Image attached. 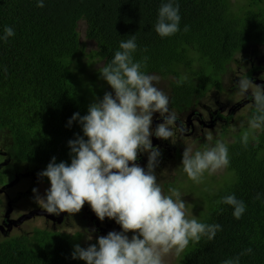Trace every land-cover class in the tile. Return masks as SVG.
I'll return each instance as SVG.
<instances>
[{
	"label": "trees",
	"instance_id": "16d2710c",
	"mask_svg": "<svg viewBox=\"0 0 264 264\" xmlns=\"http://www.w3.org/2000/svg\"><path fill=\"white\" fill-rule=\"evenodd\" d=\"M169 2L179 6L180 30L162 38L155 24L160 6ZM43 3L41 8L37 0H0V129L10 131L14 161L43 170L53 156L56 162L70 163L67 142L83 135L77 121L68 125L73 113L83 116L88 109L76 70L86 63L92 67L96 61L102 62L101 67L107 65L120 50L121 41L135 37L134 60L147 57L142 71L170 77L171 102L178 110L181 105L198 104L209 90L220 91L230 63L246 62L244 53L254 49L250 47L264 45V0ZM80 22L86 26L84 39L95 45L88 52L79 39ZM6 26L15 33L7 41L3 39ZM260 71L264 72V66L252 65L238 78L253 80ZM246 99L252 101L249 95ZM252 105L248 120L255 113L253 101ZM211 113L223 118L224 125L232 117H223L218 110ZM240 133L231 142L222 140L228 147L227 169L235 178L208 200L200 220L219 224L221 230L210 241L207 237L198 243L190 241L176 264H223L237 256L239 264H264V129L257 130L256 139L250 137L246 147ZM211 175L213 181L218 179ZM227 195L244 202L240 219L234 218L231 205L220 202ZM60 231L33 229L26 238L8 235L0 240V264H86L71 255L74 245L84 247L80 235ZM248 248L251 253L240 255Z\"/></svg>",
	"mask_w": 264,
	"mask_h": 264
},
{
	"label": "clouds",
	"instance_id": "9594fccd",
	"mask_svg": "<svg viewBox=\"0 0 264 264\" xmlns=\"http://www.w3.org/2000/svg\"><path fill=\"white\" fill-rule=\"evenodd\" d=\"M37 7H44L43 0H37ZM180 19L178 5L162 4L156 33L162 38L174 35L180 30ZM187 30L185 25L184 31ZM14 34L13 28L6 26L3 39L7 41ZM119 49L111 62L98 70L113 91L105 92L102 98L89 104L87 114L73 113L68 120L69 126L77 121L83 133L67 142L70 163L56 162L53 156L37 174L48 179L49 188L43 196L36 188L32 191L49 214L78 213L87 202L99 220L107 217L120 225L121 231L98 236L96 243L86 248L74 245L73 259L86 264H165L166 256H179L190 241L198 243L202 237L212 240L221 226L198 221L187 209L178 189L169 188L165 194L157 182L155 169L161 153L151 137L174 143L172 138L184 129L176 123L178 113L170 109L168 95L156 86L159 77L142 71L147 57L134 60L135 37L121 41ZM182 82L183 78L177 80L178 85ZM258 82L238 78L232 87L238 89L242 99L251 104L253 101L255 107L241 136L245 147L250 137L256 139L257 130L264 129V86ZM249 90L252 101L246 99ZM154 113L162 118L155 129L152 128ZM206 140L203 149L194 151L192 146H185L182 153L183 171L194 183H201L205 172L211 175L229 165L226 143L217 140L213 145L211 134ZM141 153H147L145 167L136 163ZM220 202L233 207L236 219L246 209L244 202L234 195H227ZM86 239H93L91 232ZM251 251L248 248L240 255ZM223 264H239V256Z\"/></svg>",
	"mask_w": 264,
	"mask_h": 264
},
{
	"label": "rangeland",
	"instance_id": "374dc122",
	"mask_svg": "<svg viewBox=\"0 0 264 264\" xmlns=\"http://www.w3.org/2000/svg\"><path fill=\"white\" fill-rule=\"evenodd\" d=\"M237 1V0H236ZM84 22L79 23V39L80 42H85V52H88L90 49H92L95 45L93 42H90L88 40L84 39V29H85ZM254 48V49H253ZM81 49V48H80ZM246 54V62H240L236 63L234 60L230 63L231 68L230 71L225 74L222 77V89L220 91H217L214 89V92L211 90L207 91L206 97H202L200 104H201V117L202 120L206 122V125L200 127V122L195 120V118H191V125L193 126V129L191 127H184V133L178 132L176 136H174L172 139L174 143L169 140L160 141L158 148L160 150V153L164 158L160 160V163L158 164L157 168L155 169L156 175H157V182L162 186L165 194L168 193L169 188H176L182 193V200L186 202V207L189 210L192 215H194L198 221L201 220L203 212L208 208V200L211 198H216L217 193L220 190L225 189L227 186H229L234 178L235 175H233L228 169L223 168L221 170H218L219 173H214L213 176H216V181L212 180V175H209L207 172H205L204 177L202 179L201 183H194L192 180H190L187 176H182V164L181 160L177 159L174 156V149L178 148L181 152L180 147L182 148V152L185 148V146H192L194 151L195 147L199 146V140L205 139L204 141L207 142L206 137L207 135L211 134L213 136V141L216 142L217 140H224L226 142L233 141L235 133H237L239 130L242 132L240 134H243L245 130H247V121H248V115L249 110L251 109V106H253L251 103L245 101L241 98L240 93L238 89L232 88L233 84L236 82V79L238 77L242 76V74L246 71V69L249 66L252 65H261L264 66V45L262 46H253L250 47ZM249 55V56H248ZM239 57V55H238ZM102 62L96 61L94 65L85 64V66L82 68V70H76L78 80L80 82V86L83 89V93L87 100V105L91 104L97 99H100L103 97L105 92H112L113 90L111 87L107 84V82L100 76L99 74V67H101ZM98 70H93V69ZM184 75V72L182 73ZM187 74H185L186 76ZM159 77V83H157V87L162 89L168 97L170 96V89H171V79L170 77ZM253 80L259 81L258 84L264 86V72L260 71L255 73ZM238 82V81H237ZM254 84H257L256 82H253ZM114 94V93H113ZM248 95H250V90ZM238 104V106H236ZM199 108V106L197 107ZM213 110L216 112L219 111L222 116L226 117L227 115H232L231 119L228 121L226 125L225 122L222 119H216L214 122L215 124L210 126L212 123L210 122V117L208 115V110ZM207 110V111H206ZM189 111L186 110L184 112L178 113L180 119L182 120V125H185L186 119L188 118ZM158 115L154 116L156 118ZM157 119V118H156ZM188 120V119H187ZM208 122L210 125H208ZM158 124V123H157ZM224 129H227V131L224 133ZM174 131H177L176 127H174ZM12 137V136H11ZM10 131L7 128L0 129V152L3 153L6 157L8 154V148L10 146ZM208 143V142H207ZM225 143V142H224ZM156 146V145H155ZM182 156V155H181ZM140 160L142 161L141 167H145L147 164V153H141L139 154ZM20 162V161H19ZM144 164V165H143ZM181 169V172H179V175H177L178 170ZM0 170H4L9 172V175L7 177L8 184L12 183L13 175L15 173H19L20 171H26L27 173H30L31 176L19 178V184H14L11 189L7 188V193L9 196H11L12 199H14L16 196L15 192L19 188L21 193L19 194V198H23L20 201H15L14 204L16 206H19V202L25 207V206H33L34 203L41 205V202L39 200L36 201L35 196L29 197L28 194L25 192L27 187L29 185L33 186V188H38V182H39V188H40V196H43L45 194V191L50 186V182L46 177L40 178L38 177V173L42 171V169L36 165L32 164H17L14 162L13 159H10V161H6L0 165ZM0 171V177H2L5 172ZM218 174H221L218 176ZM175 183H169L174 182ZM168 183L164 186V184ZM22 185V186H21ZM167 190H166V188ZM32 188V190H33ZM31 190V193L33 191ZM5 191V189H4ZM209 198H207V196ZM4 203L3 199L0 196V206H2ZM89 210H91V207L88 203H86ZM30 209H28L25 213L29 212ZM45 210L42 209L39 215L32 216L33 221H26L23 222L19 227L16 229H13L11 233H8V235H21L22 237L26 238L29 237L33 233V229H43L47 228L50 229L52 226L51 222L48 220H45L40 214H44ZM46 212V211H45ZM81 213V210H80ZM77 215L72 214V218L64 224H55L54 229H61L60 232L64 231L67 234H73L75 231H84L85 228H81L77 226L78 222ZM0 221H1V211H0ZM93 235V233H91ZM127 235L130 237L132 235L131 232L127 233ZM5 237V236H4ZM3 237H0V239ZM94 239L83 241L81 240V243L84 245V247H87L91 242H93ZM187 249V248H186ZM182 254V253H181ZM180 254V255H181ZM179 256H176L175 254H170L164 258L165 264H176L179 261Z\"/></svg>",
	"mask_w": 264,
	"mask_h": 264
},
{
	"label": "flooded vegetation",
	"instance_id": "af4514ba",
	"mask_svg": "<svg viewBox=\"0 0 264 264\" xmlns=\"http://www.w3.org/2000/svg\"><path fill=\"white\" fill-rule=\"evenodd\" d=\"M150 74H154V73H150ZM155 75H157V74H155ZM170 96H171V89H170ZM170 96H169V107H170L171 110H173V111H175L177 113H181V112H184L186 110L189 111V113H188L189 115H188V118H187L188 120L186 119V122H185L184 126L182 125V120L180 119V117L178 115V120L176 122L178 126H181L183 129H184V127H186V128L191 127V129H193V126L191 125V118H195V120L199 121L200 122L199 123L200 127L206 125V122L202 120V117H201V114H200V112H201V104H200L201 99H200L198 104H195V105L194 104L181 105L182 109L178 110L175 106L172 105ZM198 106H199V108H197ZM207 110H208V115L210 117H212V119H210V122L212 124L210 125L209 122H208V125L212 126V125L215 124L214 121L216 120V117H213V113H211V111L213 112V110H209L208 108H207ZM158 114L159 113H154L153 117L158 115ZM156 118L152 119V128L153 129H155L157 123L162 122V118L160 116H157ZM181 133L183 134L184 131L181 132ZM204 140H205L204 138L199 140V142H200L199 146L195 147V150H201V149H203L205 147L207 142H205ZM151 141H152L153 145L158 146L159 138H157V137H155L153 135L151 137ZM160 141H163V139H160ZM212 144L214 145L215 143L212 142ZM12 145H13V140L11 139L10 146H12ZM10 146H9V148H10ZM9 148H8L7 157L3 153L0 152V165L3 164L6 161V159H7V161H10V159H12L11 151H10ZM180 149H181V152H182V148L181 147H180ZM174 150H175L174 151V156L177 159L181 160L182 153L179 151L178 148H175ZM163 158H164V156L160 155L159 163H160V160H162ZM142 161L143 160H140V157H138V160L136 161V163H138L141 166ZM14 162L17 163V164H25L26 163V162H16V161H14ZM26 164H30V163H26ZM181 169L183 171V168H181ZM181 169L178 170V171L181 172ZM0 171H4V170H0ZM4 172H5V174L2 177H0V196L3 199V201H4L3 205L0 206V211H1L0 237H3L1 239L6 238L7 237L6 235L8 233H11L13 229H16L17 227H19L21 224H23V222L33 221L32 219L34 217L33 218H31V217L35 216V215H39L38 213H40L42 211V209H43L41 205H38L36 203H34L33 206H30V207L29 206H25L24 207L20 202L26 196L21 198V199L19 198V194L21 193L19 188L15 192L16 196H14L15 197L14 199H12L11 196H9V194L7 193V190H6L7 188H9V190H10L11 189L10 187H12L14 184H19V178L31 176L30 173H27L26 171H20L19 173H15L13 175L12 183L8 184L6 182H7V177L9 175V172H7V173H6V171H4ZM184 175H186V174H184ZM172 182H169V183H172ZM167 184L168 183L164 184V186L167 185ZM33 187H34V184H33V186L29 185L27 187V189L25 190V192L28 194L27 196H29V197H34L35 196V194L31 193V190H32ZM4 189H5V191H4ZM37 189H38V193H40L39 182H38V188ZM15 201H20L19 202V206H16L14 204ZM86 203L87 202H85V204L83 205V207L81 209V213H80V211L78 213H74V215H77V217H78L77 226H79L81 228H85L84 231H78L77 230V231L74 232V233H78L80 235V238H79L80 242H81L82 239H83V241H85V240L88 241L86 239V236H87V234L89 232L93 233L92 237H93L94 243H95L96 237H98V236L106 235L109 231H121L120 225H118L115 222V220L109 219L107 217L103 221L99 220L97 218V216L95 215V213L92 210H89V208L87 207ZM28 209H30V211L25 213ZM36 211H38V212H36ZM30 214H32V216L27 218L26 216L30 215ZM40 215H44L42 217L45 220H48V221L51 222L52 226L50 227V229H54V225L55 224H64L66 222H69L68 219L70 220L72 218V214L70 215V214L64 213V212L60 213L59 215H53V214L49 215V214H45V213L44 214H40ZM92 229H95V231H91ZM36 230H41V229H36ZM54 230L60 231L61 229H54Z\"/></svg>",
	"mask_w": 264,
	"mask_h": 264
},
{
	"label": "water",
	"instance_id": "95a60500",
	"mask_svg": "<svg viewBox=\"0 0 264 264\" xmlns=\"http://www.w3.org/2000/svg\"><path fill=\"white\" fill-rule=\"evenodd\" d=\"M36 212H38V211H36ZM43 213H45V214H49V213H47V212H45V211H44ZM49 215H51V214H49ZM31 216H32V214L27 215L26 217L29 218V217H31Z\"/></svg>",
	"mask_w": 264,
	"mask_h": 264
}]
</instances>
